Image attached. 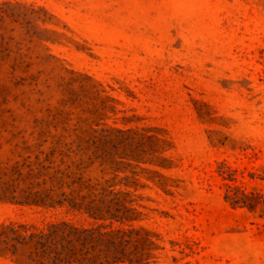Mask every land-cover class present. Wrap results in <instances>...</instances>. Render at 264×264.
Here are the masks:
<instances>
[{
    "label": "rangeland",
    "instance_id": "1",
    "mask_svg": "<svg viewBox=\"0 0 264 264\" xmlns=\"http://www.w3.org/2000/svg\"><path fill=\"white\" fill-rule=\"evenodd\" d=\"M77 126L172 140L171 194L140 191L155 264H264V203L225 199L264 200V0H0V171L22 137ZM48 220L0 202V221Z\"/></svg>",
    "mask_w": 264,
    "mask_h": 264
},
{
    "label": "trees",
    "instance_id": "2",
    "mask_svg": "<svg viewBox=\"0 0 264 264\" xmlns=\"http://www.w3.org/2000/svg\"><path fill=\"white\" fill-rule=\"evenodd\" d=\"M72 133L71 142L43 130L31 134L32 144L23 137L14 144L11 164L0 171V202L37 208L50 220L0 221V257L15 264L157 263L164 248L141 223L148 213L140 191L151 183L171 194L162 170L172 167V140L146 126H77ZM94 166L100 177L91 175ZM225 199L250 211L264 203L259 193L230 185Z\"/></svg>",
    "mask_w": 264,
    "mask_h": 264
}]
</instances>
